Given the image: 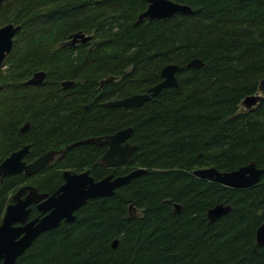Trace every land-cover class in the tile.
Here are the masks:
<instances>
[{
  "label": "trees",
  "instance_id": "trees-1",
  "mask_svg": "<svg viewBox=\"0 0 264 264\" xmlns=\"http://www.w3.org/2000/svg\"><path fill=\"white\" fill-rule=\"evenodd\" d=\"M170 1L192 12L134 25L146 0L1 4L0 27L14 24L20 31L7 58L12 59L13 82L0 76V162L26 142L32 144L27 158L33 160L40 153L39 142L57 131L43 132L48 116L41 113L42 89L22 84L46 70L44 86L66 79L77 80L79 88L86 82L93 85L95 101L76 111L77 141L131 128L137 145L133 162L146 171L114 196L87 202L74 222L41 234L15 264H264V246L255 240L264 223V174L246 189L222 187L192 174L200 167L228 172L248 161L264 169V103L249 118L237 114L241 100L264 78V47L253 45L249 35L250 21L264 22V2ZM78 31L96 43L93 61H78L76 72L88 73L78 76L68 66L63 74H54L58 61L53 56L60 52L51 48L53 40ZM41 58H46L45 66L39 64ZM193 59L204 67L187 69ZM170 64L183 68L176 75L177 88L165 89L133 110L99 105L144 92ZM109 79L96 101V87ZM26 121L31 128L20 134ZM74 151L80 165L94 167L95 146ZM59 177L51 174L32 185L51 192L42 186L55 185ZM29 181L22 174L0 179V224L11 195ZM174 204L180 208L177 214ZM218 204L231 210L209 223L206 212ZM129 206L141 215L129 214ZM115 240L118 245L112 249Z\"/></svg>",
  "mask_w": 264,
  "mask_h": 264
},
{
  "label": "water",
  "instance_id": "water-1",
  "mask_svg": "<svg viewBox=\"0 0 264 264\" xmlns=\"http://www.w3.org/2000/svg\"><path fill=\"white\" fill-rule=\"evenodd\" d=\"M8 0H0L2 3ZM247 0H239L245 2ZM147 8L137 17L134 25L140 24L143 20H164L173 17L176 14L187 15L192 12L187 5L172 2L170 0H146ZM20 31V26L7 24L0 27V63L12 49L13 38ZM84 35L76 34L75 38H81ZM87 39H90L87 38ZM204 67V64L199 59L191 60L187 65V69L198 70ZM183 68L177 65H166L161 69V82L148 90V93L133 94L122 100L108 102L105 107L108 108H124L136 109L142 104L148 102L152 98L157 97L163 90L177 88L178 80L176 75ZM45 73L38 72L26 82V85H40L44 82ZM264 84V83H262ZM260 100L259 97H249L243 101L244 106L249 108L255 105ZM246 106V107H248ZM29 126L25 125L19 130L20 134L28 131ZM131 129L119 131L112 136L106 137L104 143L109 145L108 152L101 158V162L106 166H114L123 163L132 153L134 148L126 147L127 155L121 156L120 144L126 141L131 133ZM87 143L98 142L97 140H87ZM29 147L12 153L9 157L0 163V179L1 181L9 176L23 174L24 177H30L37 174L41 169L49 164L52 160L54 152H48L45 155L37 158L30 164L23 162L24 157L28 154ZM118 158L117 160L115 158ZM145 170L138 169L125 177L113 178L112 175L102 179L99 182H94L88 173L81 175L64 174L65 184L60 187L53 195L37 194L34 188L22 187L13 195V204L6 207L1 224H0V264H15L16 260L21 257L32 243L46 231L57 228L61 221L72 223L76 217L74 213L84 206L87 201L94 199L110 198L114 196L115 191L120 187L129 183L142 174ZM193 176L210 182H217L223 186L234 189H246L257 184L260 177L264 174V169L256 167L254 162L241 167L237 170L228 173L218 172L215 168L196 169L192 172ZM29 191L26 198L23 200L21 196ZM37 209L48 214L43 218L35 219L27 222L29 211L26 207L29 204H36L42 201ZM230 206L218 204L210 208L206 212V218L209 223L215 222L217 219L227 215L230 212ZM179 206L174 205V212L177 214ZM27 222V223H26ZM15 224H21L15 226ZM255 240L258 246H264V223L261 224L255 233ZM118 241H113L111 248L115 249Z\"/></svg>",
  "mask_w": 264,
  "mask_h": 264
},
{
  "label": "flooded vegetation",
  "instance_id": "flooded-vegetation-1",
  "mask_svg": "<svg viewBox=\"0 0 264 264\" xmlns=\"http://www.w3.org/2000/svg\"><path fill=\"white\" fill-rule=\"evenodd\" d=\"M247 1L264 2V0H247ZM57 17L59 18L60 16H57ZM257 20L258 21H252V22L250 21L249 22V35L251 38V43H253V45H254V44H257V42H258V44H261L264 47V22L260 21L259 19H257ZM14 26H16V25H14ZM76 34H82L84 36L81 38H75L74 39V36ZM89 37H90V39H87ZM91 37L92 36H89L88 34H85V33L78 31V32L71 33V34L67 35V37L55 38L53 41H56V46L51 47V48L56 50V51H59L60 53H56L55 56H53L54 61H58V63H55V66L53 68V73L57 74V75L63 74L64 71L68 70L67 67L70 66L69 70L71 72H75V74L78 76H83V75L87 74L88 72L84 74V71L79 73V72H76V70L78 69V67L80 65L78 63V61H80V60L84 61L86 59H88L89 62L93 61L92 52L96 47V43L93 42ZM14 38H13V40H14ZM44 49L47 50V49H50V47H45ZM8 56L9 55L7 54L5 56V58L2 60V62L0 63V76H2V77L5 76L4 78H5L6 82L9 81L10 83H12L13 81H11L9 79V74L11 75V71H12V68H10L11 67L10 64L12 63V59H10V58L7 59ZM41 57H43V55H41ZM41 59H42L40 61L41 63H39V64L45 66L46 65L45 62L47 61L46 58H41ZM67 61H69L70 65L67 64ZM38 72L45 73V79H44V82H45L47 80V77L49 76L48 71L40 70V71L35 72L34 74H36ZM33 75L29 79H31L33 77ZM112 80L113 79L102 80L99 82L98 86L96 87V92H98V94L96 95V101H98L99 98L104 95L102 92L105 89V84L107 82L112 81ZM27 81H23L22 84L24 86H31L33 88L38 87L37 89L41 88L42 92L45 94L44 96L41 95V102H42L41 108L43 109V112H41V113H43L44 115L47 114V116H48L47 120L48 121L42 127L43 132L46 131L47 129H53V128H54V130H57V131L54 133L53 136L48 137V138L44 139V141L39 142V152L40 153L33 160H29L27 158L28 155L30 154V151L32 148L31 143L26 142L23 145H21L20 148H18L17 150L10 153V155H11L12 153L22 149L23 147H26V146L29 147V152L24 157L23 162H25V164H30L34 160H36L37 158L45 155L46 153L54 152L53 158L47 166H45L43 169H41V171H39L37 174L30 176V177H25V178H28L30 181L27 182L22 187L34 188L37 191V194H41V195L47 194L48 196H51L57 190H59L61 186H63L65 184V182H66L65 178H64L65 173H69V175H81V174H84L85 172H87L88 176L91 177L94 182H99L102 179L107 178L111 175L113 178L125 177V176H128L129 174H131L133 171H136L138 169H143L141 167H137L135 165V163L133 162L134 155L137 151V145L133 142L132 131L130 133L129 138L120 144V153L122 154L121 156H125L122 153L123 151H125L124 153L127 155L126 147L134 148V150L129 155V157L126 159V161L123 163H119L117 165H114V166H106V165H103L101 162V158L109 150V145L107 143H104V141L106 140V137L112 136L119 131L131 129V128H123V129L115 131L112 134H102V135H97V136H91V137H87L85 139L78 140V141H77V136L73 135V132L75 133L73 127L75 126L74 121H75L76 111L80 107H83L85 109L88 108L89 107L88 105L95 101L94 100L95 98L93 97L94 93L92 92V88H93L92 84H90L89 82H86V84H83L81 82L83 85H80L81 87L79 88V86L76 85L77 80L66 79V80H62L61 82H59L58 85L44 86V82H43L40 85L34 86V85H26ZM159 82H161V80ZM262 83H264V78L258 80L256 91L254 93H252L251 95H246L241 100V102L239 103L238 108H237V114H241V115L245 114L247 116V118H249V112L255 110L256 108H258V106L260 104L264 103V84H262ZM10 85H12V84H10ZM155 85H153V86H155ZM1 86H2V84L0 83V89H1ZM153 86L147 88L142 93H133V94L148 93V90L150 88H152ZM99 93H102V94L100 96H98ZM133 94H131V95H133ZM131 95H129V96H131ZM129 96L119 98V99L113 98L110 100H106L105 102H99V105H101L102 107H105V104L108 102H112V101H116V100H122L124 98L129 97ZM249 97H259L260 100L255 105H252L249 108L248 105H246V106H248V107H246L243 104V101ZM86 101H88V105L84 104V102H86ZM48 108L50 110H47ZM25 125L29 126V129L26 132V133H28L30 128H31V125L28 121H26L23 124V127ZM42 128H41V130H42ZM56 128H58V129H56ZM26 133H24V134H26ZM89 139H91V140H97L98 139V142H90V143L85 142ZM82 145H93L96 147L95 152H96L97 158L95 160L94 167H91L90 165H86V166L80 165L79 162L77 161L76 157L73 156L74 152H75L74 149H77V147L82 146ZM115 159L117 160L118 158L116 157ZM1 162H3V160ZM248 164H249V161L246 164L240 166L239 168L244 167ZM207 168H212V167H201V168H197V169H207ZM239 168H237V169H239ZM215 169L218 172H222V173H228V172L234 171V170H232V171L227 172V171L218 170L217 168H215ZM58 173L60 176L58 183H56L55 185H49L48 187L46 185L42 186V187H46L48 190L52 189L51 192L39 191L37 188V187H39L38 185H36L37 187L32 185L33 182L36 181V179H38V181H40V179H42V181H43V179L47 178L49 175L54 174V176H55V174H58ZM129 183H127L126 185H128ZM213 183H216L217 185L223 187V185L220 183H217V182H213ZM126 185H124V186H126ZM22 187H20V188H22ZM224 187H226V186H224ZM226 188H230V187H226ZM16 192H14L11 195V197H10L11 201L8 205L13 204L12 198ZM28 193H29V191H26L21 196V198L24 200L26 198V196L28 195ZM89 201H91V200H89ZM89 201H87V202H89ZM41 202H43V200L36 203V204H29L26 207V210L29 211L28 217H27V222H30V221L35 220V219L40 220L41 218H43L44 216H46L48 214V212L42 213L37 209V206ZM174 205H177V204H174ZM132 208H133L132 206L128 207L129 214L133 213L136 217H139L141 215V213L137 212L139 210L132 211ZM80 209H78L74 213L75 216H76V213ZM172 210L174 212V207ZM179 211H180V208H179ZM62 223H66V222L61 221L59 225H61ZM19 225H21V224H15V226H19Z\"/></svg>",
  "mask_w": 264,
  "mask_h": 264
},
{
  "label": "rangeland",
  "instance_id": "rangeland-1",
  "mask_svg": "<svg viewBox=\"0 0 264 264\" xmlns=\"http://www.w3.org/2000/svg\"><path fill=\"white\" fill-rule=\"evenodd\" d=\"M3 26H4V25H3ZM1 27H2V26H1ZM21 128H22V127H21ZM21 128H20V129H21ZM6 158H7V157H6ZM6 158H5V159H6ZM3 160H4V159H3ZM200 168H201V167H200Z\"/></svg>",
  "mask_w": 264,
  "mask_h": 264
}]
</instances>
